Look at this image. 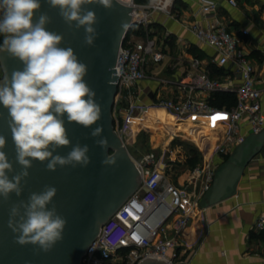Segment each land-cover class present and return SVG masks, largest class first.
<instances>
[{
  "label": "built area",
  "instance_id": "1",
  "mask_svg": "<svg viewBox=\"0 0 264 264\" xmlns=\"http://www.w3.org/2000/svg\"><path fill=\"white\" fill-rule=\"evenodd\" d=\"M119 1L146 8L144 14L132 20V25L142 26L145 33L138 36L126 32L115 63L119 72H115L117 91L112 116L114 129L122 139L139 100L135 94V85L146 77L148 64L158 63L164 57L162 49L155 37L147 32L146 26L153 12H169L172 0L169 3L165 0ZM197 1L200 13L214 14L217 8L215 0ZM229 2L235 4V0ZM189 28L197 41L216 51V63H229L234 67L240 82L233 86L212 78L202 68L201 61L192 57L187 70L178 78L163 79V82L175 88L176 93L160 97L156 106L169 111L176 118L198 116L225 121V136L213 150V154L223 159L244 139L245 134L241 132L244 117L249 122V133L257 132L264 126L259 101L261 89L256 86L254 67L240 47L238 35L219 23L213 27H203L193 22ZM243 32L246 30L243 29ZM217 90L234 92L235 104L228 108L211 104L210 95ZM198 92L206 96L199 97L196 95ZM166 135L168 140L162 151L167 150L170 138L178 136L176 132H166ZM168 151L171 153V150ZM129 155L140 172V185L102 224L99 235L87 248L80 264H137L148 256L162 259L164 264H189L184 256L181 234L200 208L199 201L209 188L217 165L202 158L188 168L179 181L176 177L175 156L170 154L164 160L163 157H154L152 151L139 157ZM253 228L264 232V213L254 221ZM262 256L264 259V243Z\"/></svg>",
  "mask_w": 264,
  "mask_h": 264
},
{
  "label": "clouds",
  "instance_id": "2",
  "mask_svg": "<svg viewBox=\"0 0 264 264\" xmlns=\"http://www.w3.org/2000/svg\"><path fill=\"white\" fill-rule=\"evenodd\" d=\"M58 9L63 21L76 30L84 29V43L93 46L98 37L96 12L86 5L113 7L114 0H44ZM41 0H0V53L19 60L22 69L0 79V105L7 110L8 127L15 146V161L21 171L10 178L13 163L4 149L6 137L0 134V197L8 201L15 193L20 197L22 182L26 183L33 162H46V170L57 167H87L91 163L89 146H71L67 155L54 154L57 149L71 145L68 124L92 128L101 119L102 108L96 92L85 77L88 65L82 62L71 47H61L62 34L50 31L51 18L40 12ZM40 12L38 18L36 13ZM2 115V114H0ZM66 117V121H65ZM103 127L92 128V137H102ZM95 143L107 150V138ZM110 161L104 159L102 164ZM114 162V161H112ZM57 188L45 185L40 192H31L25 200L14 203L9 210L8 227L15 234L14 242L38 246L47 253L63 239L67 220L58 214L55 205Z\"/></svg>",
  "mask_w": 264,
  "mask_h": 264
},
{
  "label": "water",
  "instance_id": "3",
  "mask_svg": "<svg viewBox=\"0 0 264 264\" xmlns=\"http://www.w3.org/2000/svg\"><path fill=\"white\" fill-rule=\"evenodd\" d=\"M41 3L40 12L47 13L51 18L47 29L62 34L64 41L61 47L71 46L78 58L88 65L85 80L95 90V98L102 108L101 119L92 128L102 126L103 132L102 137L94 138L90 135L92 128L68 124L65 117L71 145L57 149L54 154L67 155L71 146L87 144L91 163L87 167H57L53 172L46 170V162L34 161L28 170L26 183L22 182L21 196L12 193L8 201L0 197V264H80L87 248L99 235L102 224L140 185V172L114 129L112 107L117 91L115 72H119V67L115 68V63L120 44L132 20L144 14L146 8L130 6L119 0H114L111 9L95 4L86 5V8L96 12L98 23L95 28L99 34L94 45L87 46L83 28L76 30L74 25L70 28L60 17L58 9L51 8L44 0ZM40 12L36 13L37 18ZM0 68V79H3L5 75L10 76L13 70L22 69L23 64L7 53H0ZM0 114V134L7 141L4 151L14 168L13 173H8L11 178L21 171V166L15 161L8 113L2 105ZM100 138H107V150L95 143ZM263 145L264 126L257 132L246 134L227 158L216 166L212 182L199 201L200 208L233 195L245 165ZM104 159L110 162L102 164ZM45 185L57 188V195L48 207L55 205L58 214L67 220L63 239L47 253L38 246L15 243V234L8 227L10 207L19 200L27 201L31 192H40ZM164 263L162 259L148 256L137 264Z\"/></svg>",
  "mask_w": 264,
  "mask_h": 264
},
{
  "label": "crops",
  "instance_id": "4",
  "mask_svg": "<svg viewBox=\"0 0 264 264\" xmlns=\"http://www.w3.org/2000/svg\"><path fill=\"white\" fill-rule=\"evenodd\" d=\"M215 2L217 8L214 14L200 13L197 0H172L169 12H153L146 30L155 37L164 57L158 63L148 64L146 77L135 85V94L139 96L136 111L156 113V101L176 93L175 88L163 79L178 78L187 70L192 57L197 56L202 68L212 78L233 86L240 82L239 74L234 72L231 64L216 63V51L195 39L189 28L195 22L203 27L223 24L239 36V45L254 67L256 86L261 89L259 101L264 115V0H235V4L229 0ZM196 95L206 96L203 92ZM175 119L181 121L184 132L198 146L203 159L216 165L222 161L220 156L213 154V150L225 136V121L198 116ZM172 124L176 126L175 121ZM248 129L249 122L244 117L241 132L246 135ZM172 140L174 138H170L169 142ZM181 167H175L179 181L189 168L186 163H182ZM263 213L264 145L245 165L233 195L206 208H199L190 218L181 234L184 256L189 264H264V232L253 228L254 221Z\"/></svg>",
  "mask_w": 264,
  "mask_h": 264
},
{
  "label": "rangeland",
  "instance_id": "5",
  "mask_svg": "<svg viewBox=\"0 0 264 264\" xmlns=\"http://www.w3.org/2000/svg\"><path fill=\"white\" fill-rule=\"evenodd\" d=\"M144 1L147 2L148 0ZM1 75L0 68V77ZM171 114L159 107L156 109V113H151V111L149 113L145 110L135 111L122 134V140L127 151L134 157L152 151L154 157H163L164 160H167L171 154V156H175V165L180 169L182 163H185V156L197 152L198 146L184 132L181 121H176L175 116L172 115L171 117ZM174 121L179 127L176 131L178 136L169 142L167 150L162 151L166 140H168L166 133L163 134L162 128ZM168 150H171V153ZM178 172L181 173L182 171Z\"/></svg>",
  "mask_w": 264,
  "mask_h": 264
},
{
  "label": "trees",
  "instance_id": "6",
  "mask_svg": "<svg viewBox=\"0 0 264 264\" xmlns=\"http://www.w3.org/2000/svg\"><path fill=\"white\" fill-rule=\"evenodd\" d=\"M136 1H140V2H145L144 0H136ZM135 33L136 35H143L145 33L144 28L142 26H135V25H131L128 30L127 33ZM2 36H0V44L2 43ZM196 56V55H195ZM197 57V56H196ZM209 102L215 106L218 107H231L235 104L236 102V96L234 94V92L232 91H224V90H217L214 91L209 98ZM228 156V155H227ZM227 156H225L222 161L224 159L227 158ZM202 159L200 153L197 151L194 154H189L186 155L184 158L185 163L188 165V167H192L194 166L197 162H199Z\"/></svg>",
  "mask_w": 264,
  "mask_h": 264
},
{
  "label": "bare ground",
  "instance_id": "7",
  "mask_svg": "<svg viewBox=\"0 0 264 264\" xmlns=\"http://www.w3.org/2000/svg\"><path fill=\"white\" fill-rule=\"evenodd\" d=\"M128 2L129 0H124V2ZM158 1V0H156ZM170 1H167V3H169ZM178 130V128L176 126H174V124L172 125H168V126H165L162 128V132L163 134L166 133V132H169V133H173V132H176Z\"/></svg>",
  "mask_w": 264,
  "mask_h": 264
}]
</instances>
